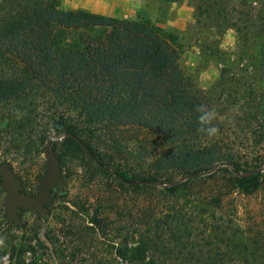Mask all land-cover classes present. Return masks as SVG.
Listing matches in <instances>:
<instances>
[{
	"label": "trees",
	"instance_id": "trees-1",
	"mask_svg": "<svg viewBox=\"0 0 264 264\" xmlns=\"http://www.w3.org/2000/svg\"><path fill=\"white\" fill-rule=\"evenodd\" d=\"M224 1L203 0L200 16L219 25ZM237 21L227 28L240 32ZM170 32L143 19L65 10L59 0H0V162L28 161L62 137L51 146L60 164L81 161L86 188L101 193L92 215L80 202L71 201L77 211L67 200L57 205L78 251L114 235L128 264H250L241 258L246 244L227 230L249 234L242 199L264 190V172L252 173L264 165V91L247 107L222 68L203 92ZM199 104L217 112L213 138L197 131ZM27 250L12 245L9 264H26Z\"/></svg>",
	"mask_w": 264,
	"mask_h": 264
},
{
	"label": "rangeland",
	"instance_id": "rangeland-1",
	"mask_svg": "<svg viewBox=\"0 0 264 264\" xmlns=\"http://www.w3.org/2000/svg\"><path fill=\"white\" fill-rule=\"evenodd\" d=\"M59 2L61 8L65 10H86L118 18L143 19L151 25L172 31L170 33L177 37V42L183 49L182 62L188 74L203 92L209 91L219 81L222 68L229 70V78L234 77V80L229 81L228 88L231 92L237 90L235 99H241L247 107L252 105L251 102L248 103L252 96H258L264 91V0H225L217 6L226 8L222 9L224 17L219 21V25L211 24L213 16L211 18L206 15L200 16V7H205L203 0H59ZM229 13H232L231 20L229 19L227 23L225 15ZM235 19L238 20L236 28L240 32L234 28H227ZM239 81L243 84L239 85ZM250 90L254 92L251 93ZM232 101L234 102V99L230 103ZM237 109V106L233 107V110ZM253 111L261 112V108ZM61 139L62 137L55 138L57 142H61ZM12 165L17 176L23 181L24 191L35 195L46 172L44 152L33 155L28 161L20 160ZM60 166L62 174L66 177L67 194L61 199L54 198L48 205L49 213L41 216L46 224V231L41 237L38 234L41 227L33 223L32 211H22V226L11 223L8 218L6 220L12 225H6L3 217L6 215L5 190L0 186V264H9V249L12 245L20 243L28 248L24 254L26 264H64L70 261L69 264H128L122 262L116 255L121 236L115 240L114 235L113 238L105 239L97 237L91 249L83 246L78 251L77 245L74 248L73 242L70 243L69 238L64 235L67 225L64 226L63 223L68 219V214L57 206L59 202L67 200L64 204L75 211L77 209L71 201L80 202L92 215L100 204L98 201L101 193L94 188H86L81 177L84 168L81 161L70 159ZM178 179L180 182L183 180ZM242 204L241 215L245 220H249L247 229L251 231L249 234H241L235 233L237 229L232 228L227 230V234L231 236L233 243L241 241L246 244L247 249L242 259L250 264H264V190L256 196L243 198ZM76 221L88 223L83 214L76 215ZM257 234L258 241L255 240ZM48 236L54 238L55 247ZM134 243L135 240L131 245ZM3 250L8 252L5 256L2 254Z\"/></svg>",
	"mask_w": 264,
	"mask_h": 264
},
{
	"label": "water",
	"instance_id": "water-1",
	"mask_svg": "<svg viewBox=\"0 0 264 264\" xmlns=\"http://www.w3.org/2000/svg\"><path fill=\"white\" fill-rule=\"evenodd\" d=\"M69 137L74 138L87 154L100 166L103 170L112 172L110 169L102 165L98 159L87 148L83 141L72 133H67ZM55 138L50 137L44 149L46 172L43 175L38 192L33 195L26 193L23 187V181L13 169L10 162H0V186L5 190V213L11 223L22 226L21 213L23 210L34 212L33 223L41 227L39 237L46 231V224L41 216L49 213V204L54 200L53 191L57 197H61L65 191L66 177L62 174L60 160L53 149L52 144ZM264 171V167L254 170L252 173H260ZM212 172V171H210ZM191 175L183 179L190 178Z\"/></svg>",
	"mask_w": 264,
	"mask_h": 264
},
{
	"label": "clouds",
	"instance_id": "clouds-1",
	"mask_svg": "<svg viewBox=\"0 0 264 264\" xmlns=\"http://www.w3.org/2000/svg\"><path fill=\"white\" fill-rule=\"evenodd\" d=\"M195 112L198 114L197 121L199 127L197 131L204 133L209 138L217 136L219 128L214 123L217 120L215 109H211L205 104H199L195 107Z\"/></svg>",
	"mask_w": 264,
	"mask_h": 264
}]
</instances>
